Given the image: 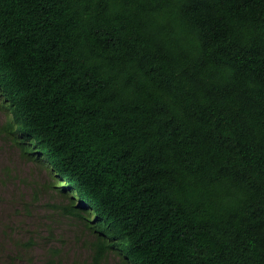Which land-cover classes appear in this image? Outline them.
I'll return each mask as SVG.
<instances>
[{
	"label": "trees",
	"instance_id": "obj_1",
	"mask_svg": "<svg viewBox=\"0 0 264 264\" xmlns=\"http://www.w3.org/2000/svg\"><path fill=\"white\" fill-rule=\"evenodd\" d=\"M0 95L87 264H264V0H0Z\"/></svg>",
	"mask_w": 264,
	"mask_h": 264
},
{
	"label": "rangeland",
	"instance_id": "obj_2",
	"mask_svg": "<svg viewBox=\"0 0 264 264\" xmlns=\"http://www.w3.org/2000/svg\"><path fill=\"white\" fill-rule=\"evenodd\" d=\"M4 104L0 95V131L10 118ZM15 142V135L0 134V264H87L93 255L84 245L90 232L79 219L63 215L61 206L70 200L51 188L55 181L47 164L23 158ZM118 263L109 256L108 264Z\"/></svg>",
	"mask_w": 264,
	"mask_h": 264
},
{
	"label": "clouds",
	"instance_id": "obj_3",
	"mask_svg": "<svg viewBox=\"0 0 264 264\" xmlns=\"http://www.w3.org/2000/svg\"><path fill=\"white\" fill-rule=\"evenodd\" d=\"M25 159H27L28 161H31L32 162V160H34V162H35V165H38V166H41V164L39 163V162H37L36 161V159H33V158H31V159H28V158H30V157H28L27 155H22ZM37 162V163H36ZM49 167V166H48Z\"/></svg>",
	"mask_w": 264,
	"mask_h": 264
}]
</instances>
